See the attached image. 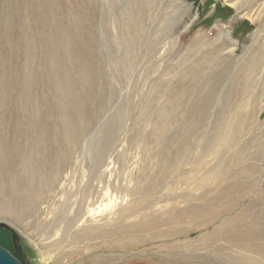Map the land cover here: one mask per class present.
Wrapping results in <instances>:
<instances>
[{
    "label": "rangeland",
    "instance_id": "obj_1",
    "mask_svg": "<svg viewBox=\"0 0 264 264\" xmlns=\"http://www.w3.org/2000/svg\"><path fill=\"white\" fill-rule=\"evenodd\" d=\"M262 42L264 0H0V192L26 174L22 156L34 157L38 169L48 154H70L25 222L16 225L0 210L27 264H232L201 249L174 251L171 241L134 248L75 237L143 203L130 193L140 173L159 178L162 160L174 164L179 140L189 154L208 147L226 117L221 99L231 72L247 66ZM259 76L256 125L245 142L264 130ZM217 96L220 104L204 103ZM68 133L74 143L65 140ZM263 156L249 162L257 167L253 194L264 190ZM167 189L155 196L162 198L156 208L174 203L163 196ZM66 216L74 220L69 228ZM212 230L184 240L196 243Z\"/></svg>",
    "mask_w": 264,
    "mask_h": 264
},
{
    "label": "bare ground",
    "instance_id": "obj_2",
    "mask_svg": "<svg viewBox=\"0 0 264 264\" xmlns=\"http://www.w3.org/2000/svg\"><path fill=\"white\" fill-rule=\"evenodd\" d=\"M255 44L256 41L253 42L254 46ZM257 47L260 49L259 53L251 55L247 66L242 65L231 72L227 95L222 93L224 96L221 99L227 107L226 117L213 138L210 137L208 147H204L200 153L193 151L189 154L183 147L185 141L179 140L181 148L178 147L174 164L162 160L160 171L163 173L159 178H146L147 173H140L142 181L130 193L141 197L139 200L143 203L138 205V201L137 204L135 202L136 206L133 204L121 209L110 225L107 222L102 227L88 228L78 236L74 235L73 237L77 236L76 240H85L87 245L100 240L113 246L134 248L149 241H171L170 246L174 251L195 252L201 249L224 257L232 264H264V190L259 189L253 194L258 186V180L254 176L257 167L249 163L264 155V140L257 142L264 138L263 127L258 128V133L250 141L242 140L251 126L256 125L257 106L261 99L262 84L258 82V76L264 75V42ZM205 62L203 57L195 64L194 79L198 77ZM261 79L263 80L262 77ZM208 100L209 102L204 103L220 104V96L214 97L213 101L210 98ZM70 135L71 133L65 140L74 143V137ZM189 138V143L190 140L193 143V137ZM67 151L69 153L70 149ZM64 154L63 157L59 152L48 154L50 162L38 169L39 166L32 163L34 157L29 155L30 157L19 158L26 174L15 184L10 180L13 186L9 191L0 192L1 213L12 215V221L17 225L25 222L31 213L38 210V204L42 202L39 194L53 190L64 168V161L59 160L70 157V154ZM147 179L150 180L146 181ZM163 185L170 187L167 189ZM163 188L167 189L163 196L174 203L170 204L172 206L156 208L158 198H162L155 196H159ZM81 191L84 192L85 189ZM242 200H246V204L236 211L237 204ZM83 202L84 199L81 204ZM225 215L230 216L221 220ZM63 222L67 228L74 224L69 216ZM212 225L213 230L203 233L200 241L193 243L184 240L192 231L203 230Z\"/></svg>",
    "mask_w": 264,
    "mask_h": 264
},
{
    "label": "water",
    "instance_id": "obj_3",
    "mask_svg": "<svg viewBox=\"0 0 264 264\" xmlns=\"http://www.w3.org/2000/svg\"><path fill=\"white\" fill-rule=\"evenodd\" d=\"M18 240V233L0 222V264H27Z\"/></svg>",
    "mask_w": 264,
    "mask_h": 264
},
{
    "label": "trees",
    "instance_id": "obj_4",
    "mask_svg": "<svg viewBox=\"0 0 264 264\" xmlns=\"http://www.w3.org/2000/svg\"><path fill=\"white\" fill-rule=\"evenodd\" d=\"M231 12H232L231 10H228V14H227V15H225V16H228V15H230V14H231Z\"/></svg>",
    "mask_w": 264,
    "mask_h": 264
},
{
    "label": "flooded vegetation",
    "instance_id": "obj_5",
    "mask_svg": "<svg viewBox=\"0 0 264 264\" xmlns=\"http://www.w3.org/2000/svg\"><path fill=\"white\" fill-rule=\"evenodd\" d=\"M18 245H19V242H18ZM21 248V247H20ZM22 251V250H21ZM23 253V252H22Z\"/></svg>",
    "mask_w": 264,
    "mask_h": 264
}]
</instances>
